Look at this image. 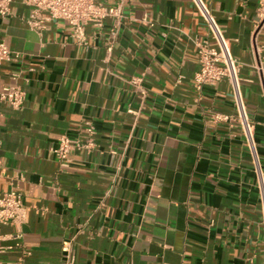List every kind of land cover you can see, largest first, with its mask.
<instances>
[{
	"label": "crops",
	"instance_id": "1",
	"mask_svg": "<svg viewBox=\"0 0 264 264\" xmlns=\"http://www.w3.org/2000/svg\"><path fill=\"white\" fill-rule=\"evenodd\" d=\"M98 1L121 3L108 52L110 18L86 25L85 44H76L61 20L29 29L20 0L0 17V41L21 55L0 63V89L19 70L24 91L19 110L0 103V194L22 196L21 264H61L64 241L75 264H264L257 1L201 0L237 63L257 166L232 119L228 84L192 87L195 43L211 40L191 1ZM86 122L94 150L70 151L61 167L51 148L62 134L82 137ZM13 230L0 225V245ZM19 257L15 248L0 254L8 264Z\"/></svg>",
	"mask_w": 264,
	"mask_h": 264
},
{
	"label": "built area",
	"instance_id": "2",
	"mask_svg": "<svg viewBox=\"0 0 264 264\" xmlns=\"http://www.w3.org/2000/svg\"><path fill=\"white\" fill-rule=\"evenodd\" d=\"M205 24L211 43L208 41L196 42V53L198 69L192 75V87L196 92H200L205 85H214L217 82L225 81L230 89L232 106L234 109V121L237 123L240 132L247 141L252 156L257 166L254 147L252 142V125L246 114L242 100L241 89L238 79V66L231 57L226 42L220 33L218 26L207 7L201 0H190ZM256 16L260 23H264V0H256ZM12 0H0V17L9 14V5ZM28 14L21 18V21L29 28L40 33L49 22L64 21L70 27V37L76 44H85L84 28L91 25L100 28L107 18L112 19V27L109 33L107 52L110 50L113 39L117 33V26L121 18V3L103 5L98 0H20ZM21 55L12 52L0 41V63L5 61L18 62ZM19 70L9 73L12 84L0 89V103L6 104L13 110H19L24 101V91L16 83ZM131 83H136L131 79ZM129 112H132L128 110ZM213 120H229V116L212 113ZM84 135L82 137H69L62 134L58 137L56 145L51 151L61 167L68 161V154L72 150H82L90 153L94 150V128L86 122L83 126ZM258 168V167H257ZM259 170V169H258ZM260 202L262 219L264 222V192L260 188ZM25 220V207L21 194L15 189H10L0 194V225L11 224L13 232L9 234L11 244L0 245V254L11 248L20 250V257L13 264H21L23 258L29 252L22 245L21 225ZM0 264H8L0 260ZM61 264H75L71 254L69 241L62 242Z\"/></svg>",
	"mask_w": 264,
	"mask_h": 264
}]
</instances>
